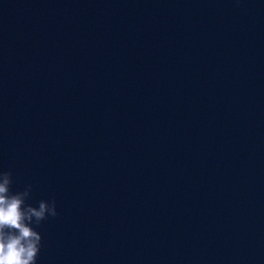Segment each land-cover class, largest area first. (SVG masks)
<instances>
[{
	"label": "water",
	"instance_id": "obj_1",
	"mask_svg": "<svg viewBox=\"0 0 264 264\" xmlns=\"http://www.w3.org/2000/svg\"><path fill=\"white\" fill-rule=\"evenodd\" d=\"M0 170L36 264H264V0H0Z\"/></svg>",
	"mask_w": 264,
	"mask_h": 264
},
{
	"label": "clouds",
	"instance_id": "obj_2",
	"mask_svg": "<svg viewBox=\"0 0 264 264\" xmlns=\"http://www.w3.org/2000/svg\"><path fill=\"white\" fill-rule=\"evenodd\" d=\"M11 172L0 170V264H36L42 237L32 225L57 216L56 202L27 203L31 185L11 192Z\"/></svg>",
	"mask_w": 264,
	"mask_h": 264
}]
</instances>
